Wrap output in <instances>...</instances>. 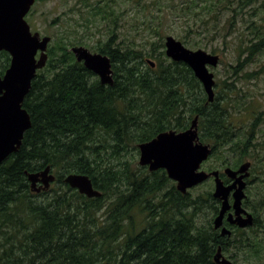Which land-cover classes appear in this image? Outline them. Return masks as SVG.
Returning <instances> with one entry per match:
<instances>
[{"label":"trees","instance_id":"trees-1","mask_svg":"<svg viewBox=\"0 0 264 264\" xmlns=\"http://www.w3.org/2000/svg\"><path fill=\"white\" fill-rule=\"evenodd\" d=\"M138 1L142 12L157 4L203 13L201 23L218 29L213 34H221L223 49L233 34L225 28L238 17L245 31L233 46L235 61L226 65V78L216 80L210 102L192 69L166 57L153 27L147 26L154 39L136 46L120 38L121 10L86 3L88 13L104 20L105 32L89 49L109 56L113 84H102L75 59L69 48L80 39L49 45L47 63L22 102L31 125L0 164V264H207L201 250L229 249L230 239L215 237L219 200L212 191L180 193L163 169L139 166L133 151L159 132L187 129L197 116L199 140L216 158L207 169L236 168L250 159L251 170L264 174L257 152L264 109L241 84L263 72L248 67L264 57V0ZM81 17L85 25L93 19ZM9 63L1 51L0 75ZM46 166L55 181L32 192L27 173ZM70 172L88 175L101 195L89 198L70 188L63 181ZM263 224L236 230L239 245L244 239L262 249Z\"/></svg>","mask_w":264,"mask_h":264},{"label":"water","instance_id":"water-1","mask_svg":"<svg viewBox=\"0 0 264 264\" xmlns=\"http://www.w3.org/2000/svg\"><path fill=\"white\" fill-rule=\"evenodd\" d=\"M34 2L35 0H0V52L6 51L10 55L9 66L0 75V164L19 149L24 132L31 125L29 113L22 106V102L30 90L37 70L43 68L48 59L50 37L41 36L37 31L32 32L25 20ZM164 49L168 58L183 62L192 69L202 84L207 100L213 101L215 77L210 67L218 65L219 56L203 49L187 48L171 35L165 37ZM70 51L78 62L98 76L102 84H113L114 72L108 55L91 52L82 45L72 46ZM197 120L198 117L195 116L185 130L162 131L150 140L139 143V164L147 166L150 171L164 169L181 193H186L188 189L213 177L212 195L221 201L219 213L213 220L214 227L219 228L222 225L223 215L230 208V193L233 197L231 206L235 210V216L229 214L228 221L242 228L251 225L252 215L241 207L245 196L244 179L249 176L250 162L242 163L237 169H224V173L233 179L228 185L223 183L218 170L207 172L201 169L202 162L211 153V147L199 140ZM27 178L35 192L47 189L55 180L49 166L37 172L27 173ZM63 180L69 187L77 189L87 197L100 196V192L94 188L86 174L72 172L65 175ZM242 212L246 215L244 218L241 216ZM221 234L229 235L230 231L222 227ZM214 258L217 262L231 264L222 256L220 247Z\"/></svg>","mask_w":264,"mask_h":264},{"label":"rangeland","instance_id":"rangeland-1","mask_svg":"<svg viewBox=\"0 0 264 264\" xmlns=\"http://www.w3.org/2000/svg\"><path fill=\"white\" fill-rule=\"evenodd\" d=\"M95 2H98L100 7L108 3L111 7L121 10V20L118 27L120 38L126 42L133 40L136 46H143L148 39H154L148 28L153 27L155 31L162 35L163 42L166 36L171 35L181 42H184L183 39L187 40L188 42H184V45L190 49H203L211 53L215 48L214 53L219 55L221 62L216 67L210 68V70L213 71L217 81L226 78V68L228 67L226 65L235 61L233 46L238 43L241 34L245 31V24L238 21V17H236L231 26L225 28L226 30L230 28L233 34L228 37L230 39L227 44L229 48L223 49L221 34H213L214 31L218 32V29L216 28L213 31L214 28H212L211 23H201L205 19L203 13L187 14L177 11L176 8L157 4L147 8L146 12H142L138 0H36L25 19L32 31L39 32L41 36L51 37L49 45H53L55 39L65 43H75L80 39L81 45L89 48V45L94 44L105 32L104 20L99 16L94 17L91 13H88L89 6L85 5L86 3L94 4ZM81 13L85 18L93 17V19L85 25ZM224 19L225 15L219 18L220 25L224 24ZM220 25H218V28H220ZM248 69H262L263 71L258 79L246 80L241 84L245 93L247 92L248 95H254L258 98L264 109V57L253 61ZM259 128L257 142L261 143V147L257 152L258 157L262 156L264 161V122ZM133 154L136 156L138 164L139 154L138 152L134 153V151ZM215 163V155H212L204 162L202 168L206 170ZM131 167H134V165ZM253 172H255L254 176L256 178L249 191L248 200L256 203L264 201V174L256 169ZM50 186H52V183ZM205 190H213L212 180H207L189 191L196 194ZM259 210L261 209L259 208ZM261 237V244H264V234Z\"/></svg>","mask_w":264,"mask_h":264},{"label":"flooded vegetation","instance_id":"flooded-vegetation-1","mask_svg":"<svg viewBox=\"0 0 264 264\" xmlns=\"http://www.w3.org/2000/svg\"><path fill=\"white\" fill-rule=\"evenodd\" d=\"M30 9H29V11H30ZM210 170H212V169L206 168V171H210ZM219 171H220L219 176L225 185H228L233 181V179L229 178L223 172V170L220 169ZM254 173L255 172H253L250 169L249 176H247L244 179V181H245V187H244L245 196L241 202V207L245 210V212L250 213L252 215L253 224L251 226H248V227L246 226V227L242 228V227H239L236 224L230 223L228 221L227 217L229 214H232L233 216H235V210L231 206L232 202H233V197H232V193H230L228 196L230 208L227 209L223 215L222 225L219 228H215L213 225L214 229L217 230V235L215 236L217 238V241L219 239H221L222 237L226 238V239H230V242L227 243V245L229 244V249L228 250H222L221 247L219 245H217L215 250H210V251L201 250L200 251L201 256L203 257L204 254L207 256V259H206L207 264H224L221 262H217L214 258L215 254L217 252V249L219 247L221 249L222 256L225 259L229 260L231 262V264H264V244H263L262 249L255 250L252 248V246H250V244L247 241H245L244 239H241L240 245H239V241H237V236H236L237 233H235L236 230H241V233H244V232L247 233V232H249V229L251 227L254 228L255 226H257L259 224L260 221L262 222V224L264 223V201L252 203V201L248 200L249 191L252 188V186L255 182V178H256V176H254ZM208 180L214 181V178L209 177ZM218 205H219L218 210H217V212L213 218H215L219 213L221 201H219ZM259 208L262 210L259 211ZM241 216L244 218L246 215H245V213L242 212ZM212 223H213V221H212ZM222 227L227 228L230 231V234L229 235L228 234L222 235L221 234V228ZM260 234L261 235L264 234V226L262 227V231L260 232Z\"/></svg>","mask_w":264,"mask_h":264}]
</instances>
